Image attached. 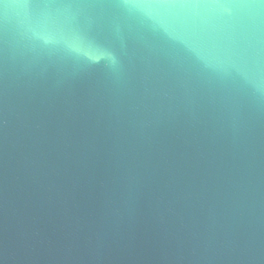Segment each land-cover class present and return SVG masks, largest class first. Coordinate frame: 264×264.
Segmentation results:
<instances>
[{"label": "water", "instance_id": "obj_1", "mask_svg": "<svg viewBox=\"0 0 264 264\" xmlns=\"http://www.w3.org/2000/svg\"><path fill=\"white\" fill-rule=\"evenodd\" d=\"M0 264H264V0H0Z\"/></svg>", "mask_w": 264, "mask_h": 264}, {"label": "clouds", "instance_id": "obj_2", "mask_svg": "<svg viewBox=\"0 0 264 264\" xmlns=\"http://www.w3.org/2000/svg\"><path fill=\"white\" fill-rule=\"evenodd\" d=\"M138 7L152 8L158 7V5L145 2L138 5ZM44 14L54 20L60 16L67 19L73 15V13L69 11V6H64L63 10L59 8L49 9ZM43 39L46 44L53 43L50 34L44 35ZM63 43L67 52L89 63H97L101 60H105L113 67L117 64L115 55L110 50L97 43L86 31L73 30Z\"/></svg>", "mask_w": 264, "mask_h": 264}]
</instances>
